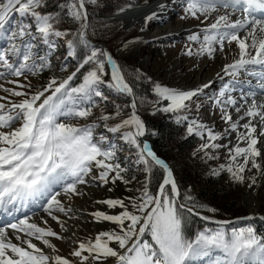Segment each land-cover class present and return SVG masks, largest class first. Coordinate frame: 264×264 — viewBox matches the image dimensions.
I'll return each mask as SVG.
<instances>
[{
    "label": "snow or ice",
    "instance_id": "obj_1",
    "mask_svg": "<svg viewBox=\"0 0 264 264\" xmlns=\"http://www.w3.org/2000/svg\"><path fill=\"white\" fill-rule=\"evenodd\" d=\"M170 5L181 9V19L198 21L184 55L214 59L236 45L211 93L215 81L174 87L121 63L148 42L146 26L162 20ZM102 7V0H0V79L13 85L0 84L6 94L0 96V211L12 215L36 205L61 229L47 219L41 226L27 214L15 216L0 225V264H194L212 253L218 254L212 264H264V231L256 227L264 215L216 219L218 209L192 195L191 185H181L149 143L159 131L146 119L167 115L184 140L198 137L192 156L205 164L219 161L224 149V162L210 167V176L226 173L249 196L264 189V0H157L142 15L139 33L116 45L119 55L105 40L111 29L95 19ZM60 52L64 59H55ZM46 70L52 74L45 83L29 79ZM142 80L151 82V96L139 89ZM202 109L218 115L224 129L204 121ZM77 120L87 122H70ZM122 151L128 156L121 158ZM134 168L144 173L139 187L95 201L106 208L89 213L98 224L106 222L105 230L72 240L71 251L60 254L50 238L71 240L75 233L64 235L70 229L61 217L78 211L61 193L71 201L92 183L111 185V192L117 180H135L134 174L126 178ZM194 217L205 222L195 232Z\"/></svg>",
    "mask_w": 264,
    "mask_h": 264
},
{
    "label": "rangeland",
    "instance_id": "obj_2",
    "mask_svg": "<svg viewBox=\"0 0 264 264\" xmlns=\"http://www.w3.org/2000/svg\"><path fill=\"white\" fill-rule=\"evenodd\" d=\"M126 1H128L129 4L132 5L131 8L133 10H140L151 6L157 0ZM175 11L177 12L176 14ZM165 12L167 14H170L169 19L163 22L161 20H158L147 25L146 30L142 35L148 42L140 46V49L135 56H128L125 60L121 61V63H133L136 68L141 69L142 72L150 76L152 80L159 81L163 84L174 87H194L204 82L215 81L214 87L207 90L209 93L215 91L220 87L219 80L215 79L216 73L221 71V68L224 64L232 62V60L235 58V43H233L231 47L226 45L224 51L218 52L214 59L207 56L196 58L188 57L183 54V50L186 44V38L188 32L195 28V26L198 24V21L193 19H181V9L172 5H170ZM117 13L118 11H116L112 15L104 17L103 21L105 22V25H107L108 28L111 29V34L107 35V39H111V43H108L107 46L111 51H113L114 54L119 55V53H117L116 51V45H118L121 40L130 39L132 36L137 35L139 33L140 21H136V19H133L131 22H125L123 20H113V15ZM122 26H125L127 28L126 32L124 30V27ZM154 37H159V39H154ZM3 45L4 41L3 39H0V46ZM55 59L63 60L64 53H57ZM194 64L198 65V68H194ZM70 70L71 68H69V71ZM51 74L52 73L50 71L46 70L35 79H33L31 76H29V79L32 80V83L34 85L39 86V84L45 83L46 80L51 76ZM247 78L248 77H246L244 74H241L239 76V79L241 80ZM8 79L10 80L13 78L9 77ZM227 79L228 77H225V81H227ZM253 81L255 82V80ZM0 84H3L5 87H13V85L9 84L5 79H0ZM4 95L6 94L2 89H0V96ZM205 103L208 102L205 101ZM201 116L206 122H214L216 130L222 131L224 129L225 125L223 121L219 119L218 115L215 117H210L209 111L207 109H202ZM233 118H236L235 114H233ZM70 122L83 124L87 121L77 120ZM235 135V133H232V135L228 139H232L234 142ZM220 142L226 144L228 140L225 139ZM180 150L182 151V149ZM180 150L176 152L177 157L175 160H173L172 166H174V168H187L188 166L196 165L200 167L202 182H206L209 178L220 180L218 182V187L221 186L223 188L222 194H224V197H217L215 200H213V202H206L210 206L218 209V212L214 214L216 219H219L218 215L222 214V207L226 203V200L236 203V205L241 210L240 217L248 216L253 213L257 215H264V189H258L254 196H249L248 192L244 189L243 186L230 183L229 176L226 173L222 174L219 177L210 176L209 168L214 167L217 163L224 162L223 157L226 155L224 149L219 150L221 156V159L219 161L209 160L207 164L203 163L200 159L193 157L192 154L185 157V155H183ZM118 155L121 158H124L128 156V153L122 151L118 153ZM190 159H192L193 162L189 161ZM133 174L135 175V180H132V182L128 185H125L123 184V182L117 180L116 187L111 192L107 190L111 185L106 186L102 184L92 183L84 188V190H90L89 193H86L82 197H76L71 201L66 200L61 193L60 199H62V201L66 205L71 206L73 209H80L82 213L81 216L76 213L75 215L71 216V218L63 216L61 217V219L65 221L66 227L70 229V233H75V235L71 237V240L66 241L50 238L52 242L59 248L60 254L66 255L71 251L72 240L94 238L98 231L105 230L104 223L106 222H101L100 224H98L92 219L89 213L96 210L97 208H99L100 210H105L106 206L96 204L95 201L125 196L128 194L125 192L126 187L133 189L139 187V184L137 182H142L144 180V173L142 172V170L134 168L128 174V176H126V178L131 180ZM196 191L197 186L192 185V195L195 196ZM225 194L227 195L226 198ZM108 211L114 212L115 210L109 209ZM204 214L213 215L207 212H205ZM38 215L35 214L29 216L30 222H37L41 226H44L43 219H47L48 226H51L57 232L61 231L59 225L56 222L52 221L50 217H47L46 215L43 219H41L40 217H38ZM82 219H84V221H82ZM232 221L235 222L236 219ZM243 224L244 221H241L239 226H243ZM208 226L215 227V225L211 224L210 222L208 223ZM256 227L258 230L264 231V222L257 220ZM64 235H67V233H64ZM34 242H36L38 245L40 243L38 241ZM45 251L49 250L46 248ZM206 257L207 260L202 259V262L197 263L206 264L208 261L213 262V260L217 259L218 254L212 253L210 255H207ZM198 258H196V260L200 261Z\"/></svg>",
    "mask_w": 264,
    "mask_h": 264
},
{
    "label": "trees",
    "instance_id": "obj_3",
    "mask_svg": "<svg viewBox=\"0 0 264 264\" xmlns=\"http://www.w3.org/2000/svg\"><path fill=\"white\" fill-rule=\"evenodd\" d=\"M102 3L103 7L98 9L95 16L96 21L102 24H105V22L103 21L104 17L112 15L113 13L118 11L119 7H123L126 4H129V2L126 0H102ZM109 34H111V31L108 33V35ZM105 40H108L107 36L105 37ZM124 64L127 65L129 70H131L132 68H136L133 63L125 62ZM138 87L141 91L151 96L150 81L142 80ZM146 119L154 128L159 131V135L152 136L149 139V143L153 145V148L155 151H157V154L166 159L170 165H172L173 160L176 159L177 151L182 149V151H180L183 153V155H185V157H187L188 155L192 154L193 150L196 149L200 143L199 138L195 136L188 137L187 140H184L182 136V129L175 125L167 115L157 113L156 116L146 117ZM192 159H190L189 161H192ZM200 172V167L196 165H191L187 168H174V174L176 175L178 182L181 185L197 186L195 196L201 202H213V200H215L217 197H224V194H222L223 188L221 186L218 187V182L220 180L209 178L206 182H202V174H200ZM159 178V174L153 177V187H155L156 182ZM226 197L227 195L225 194V198ZM222 210V214L218 215L219 219L234 220L241 215L240 208L233 201L226 200V203L222 207ZM204 225L205 223L199 217H194L193 223L191 225L192 231L195 232L197 228L203 227Z\"/></svg>",
    "mask_w": 264,
    "mask_h": 264
},
{
    "label": "bare ground",
    "instance_id": "obj_4",
    "mask_svg": "<svg viewBox=\"0 0 264 264\" xmlns=\"http://www.w3.org/2000/svg\"><path fill=\"white\" fill-rule=\"evenodd\" d=\"M157 2V1H156ZM156 2L154 3V4H152L151 6H149V7H147V8H143V9H140V10H133L132 8H127L126 9V12L125 13H117V14H114L112 17H113V20H123V21H129V22H131L133 19H136V21H140L141 22V17H142V15L145 13V12H147L148 11V9H150V8H154L155 6H156ZM164 14V15H163ZM162 15V22L163 21H165V20H167V19H169V15H165V12L164 13H162L161 14ZM140 16V17H139ZM111 17V18H112ZM127 26V25H126ZM180 33V32H179ZM170 35H173V34H170ZM141 46V45H140ZM140 46L138 47V49L136 50V52L133 54V56H135L136 54H137V52L139 51V49H140ZM253 84H255V82L253 81ZM258 190V189H257ZM85 191V194L86 193H89L90 192V190H84ZM252 198V197H251ZM250 198V199H251ZM76 210H78L76 213L78 214V215H80L81 216V210L80 209H76ZM0 213H1V211H0ZM33 213H35L36 215H38V214H40V215H38V217H40L41 219L42 218H44V216H46V213H44L43 212V210L42 209H40V208H37V206L36 205H30L29 206V208L28 209H26V212L24 213V214H27L28 216L29 215H32ZM6 214V213H5ZM34 214V215H35ZM6 215H9V214H6ZM82 221H84V219H82ZM5 223V222H4ZM0 225H3V223H1ZM69 235H71V233L70 232H68L67 233V235L66 236H69ZM40 244V243H39ZM45 249H46V247H45ZM203 260L201 259L199 262H202ZM207 262V261H206ZM196 264H203V263H196Z\"/></svg>",
    "mask_w": 264,
    "mask_h": 264
}]
</instances>
